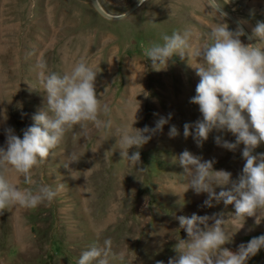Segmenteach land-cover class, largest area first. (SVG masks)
<instances>
[{"label":"rangeland","instance_id":"1","mask_svg":"<svg viewBox=\"0 0 264 264\" xmlns=\"http://www.w3.org/2000/svg\"><path fill=\"white\" fill-rule=\"evenodd\" d=\"M213 1L238 22L246 21L247 34L257 21H264V0ZM97 2L108 15L119 16L136 0ZM220 16L230 30L237 28L208 0H145L118 20L100 15L91 0H0V147L6 146L7 128L22 138L32 116L47 107L37 68L41 57L49 73L60 75L86 60L98 73V99L111 108L110 117L101 113L100 118L112 121L108 130L89 125L87 135L76 127L47 162L34 169L37 185L64 188L51 204L36 209L15 206L0 214V264H77L83 251L108 238L113 250L123 255L122 261L110 264H167L175 256L177 241L187 238L175 217L193 213L224 211V228L234 234L224 247L233 252L264 235V221L257 225L254 218L238 231L231 206L202 207L206 195L188 190L177 159L187 149L205 160L215 159L214 169L231 172L233 179L244 165L243 145L231 152L215 144L217 135L234 142L230 133L214 131L202 148L191 136H183L185 123L202 118L198 106L189 102L199 82L195 51L210 42L208 34ZM184 30L192 32L187 57L174 56L166 70H153L145 51L162 43V34ZM241 40L250 43L246 35ZM138 106L133 125L138 129L154 128L160 117L171 114L162 132L140 149L144 171L121 157L118 143L119 130L133 123ZM171 125L180 133L175 138L168 136ZM256 152L264 153V145ZM6 179L21 190L31 187L14 173ZM247 264H264V249Z\"/></svg>","mask_w":264,"mask_h":264},{"label":"clouds","instance_id":"2","mask_svg":"<svg viewBox=\"0 0 264 264\" xmlns=\"http://www.w3.org/2000/svg\"><path fill=\"white\" fill-rule=\"evenodd\" d=\"M145 0H140L143 4ZM254 15V13H253ZM221 20L208 34L210 42L196 48L198 66L194 69L199 82L190 103L197 105L201 119L183 125V136L192 137L198 148L214 131L230 133L234 142L225 140L223 135L214 137L218 147L235 152L241 145L244 165L237 178L223 169L215 170V159L205 160L187 149L177 157L182 175L188 180V190L194 194H205L202 207L213 208L223 204L224 209L232 207V221L243 228L248 218H254L259 225L264 221V153L256 149L264 145V21H257L247 35L252 43H243L246 21H239L235 30H230ZM162 43L153 44L145 51L151 68L166 70L174 56L182 60L192 49V32L177 31L171 35L162 34ZM38 75L47 105L32 116L33 123L22 130V138L12 128L5 130L6 146L0 147V214L6 209L19 206L36 209L51 204L64 185L54 190L49 185H37L33 171L42 167L64 140L65 135L79 127L87 135L89 125L96 130L111 128V119H101V113L110 117L108 103L101 104L97 97L96 78L98 73L81 59L72 70L64 75L47 71V62L41 57L37 63ZM193 69V68H192ZM137 101V100H136ZM138 103V102H137ZM139 105V104H138ZM138 108L133 123L119 130V152L132 166H141L140 149L152 136L162 132L171 119L160 117L154 128L147 125L138 129ZM175 125L169 128V138L179 135ZM135 149L134 151L130 150ZM75 160V157H72ZM69 165H65L67 168ZM14 173L23 178L31 187L23 190L6 179ZM219 189V191H217ZM179 229L186 233L174 246L175 256L167 264H247L264 249V235L252 238L247 244H240L237 251L224 247L232 242V236L224 228V211L212 215L176 216ZM123 260L122 254L113 250V242L105 239L103 244L93 243L83 251L77 264H110ZM156 264H164L157 261Z\"/></svg>","mask_w":264,"mask_h":264},{"label":"water","instance_id":"3","mask_svg":"<svg viewBox=\"0 0 264 264\" xmlns=\"http://www.w3.org/2000/svg\"><path fill=\"white\" fill-rule=\"evenodd\" d=\"M208 1L210 2V4H211V5H212L217 11H219L220 13H222V14L226 15L227 17H229V18H230L232 21H234V22L236 23V25L238 26V21H237L232 15H230L229 13H227V12L223 11L222 9H220V8L214 3L213 0H208ZM91 3H92V5H93V7L95 8V10H96L100 15H102V16L108 18V19L118 20V19H121V18L125 17V16L128 15L129 13H131V12H132V11L138 6V4L140 3V0H136L134 6H133L130 10L126 11L125 13H123V14H121V15H119V16H110V15H108L107 13H105V12L102 10V8L100 7V5L98 4L97 0H91ZM245 33H246V32H245ZM247 35H248V34L246 33V36H247ZM250 43H252V41H250Z\"/></svg>","mask_w":264,"mask_h":264}]
</instances>
